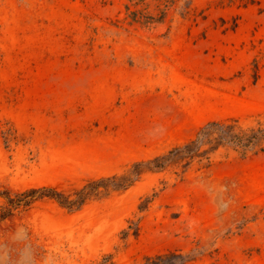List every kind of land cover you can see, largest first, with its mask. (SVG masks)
I'll return each mask as SVG.
<instances>
[{
  "label": "rangeland",
  "instance_id": "obj_1",
  "mask_svg": "<svg viewBox=\"0 0 264 264\" xmlns=\"http://www.w3.org/2000/svg\"><path fill=\"white\" fill-rule=\"evenodd\" d=\"M211 122L264 128V0H0V216L89 192L21 201L0 264H264V142L150 164Z\"/></svg>",
  "mask_w": 264,
  "mask_h": 264
},
{
  "label": "trees",
  "instance_id": "obj_2",
  "mask_svg": "<svg viewBox=\"0 0 264 264\" xmlns=\"http://www.w3.org/2000/svg\"><path fill=\"white\" fill-rule=\"evenodd\" d=\"M264 142V128L244 130L236 122L222 123L211 122L204 127L198 134L195 140L189 143L172 149L167 156L157 157L150 164L153 168L162 169L167 163L181 162L183 166H189L194 160L210 162L211 154L220 146L230 144L242 151L245 155L247 150L260 146ZM208 146L206 149L204 147ZM264 150V146L260 147ZM142 164H137L140 167ZM136 174H140L139 170ZM125 184L124 187H126ZM87 187L78 192L76 199H70V196H65L54 189H31L22 194L23 199L16 201L9 199L11 208H8L0 216L3 218L11 213L12 209L21 204H29L35 199L42 197H50L59 201L63 206L68 208H80L89 198V192H86ZM188 260L181 254H166L157 256L150 264H185Z\"/></svg>",
  "mask_w": 264,
  "mask_h": 264
}]
</instances>
